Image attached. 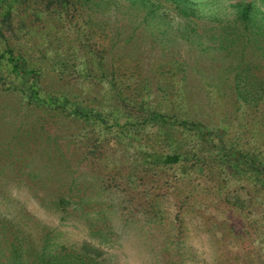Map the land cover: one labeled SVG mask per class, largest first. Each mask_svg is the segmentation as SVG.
Returning a JSON list of instances; mask_svg holds the SVG:
<instances>
[{
	"label": "rangeland",
	"instance_id": "1",
	"mask_svg": "<svg viewBox=\"0 0 264 264\" xmlns=\"http://www.w3.org/2000/svg\"><path fill=\"white\" fill-rule=\"evenodd\" d=\"M113 1L93 12L88 43L106 57L105 81L113 84L116 92L108 83L101 86L90 81L93 89H89L88 95L94 98V104L102 105L104 112L112 109V119L121 124L127 122L124 132L120 133L115 125L109 130H100L98 126L81 128L77 122L25 108L16 112L11 109L18 108V99L3 92L0 93V141L10 140L3 152L11 154L1 155L0 160L11 161V155L21 146L10 137L14 126L22 124L20 143L26 123L44 118L52 136L71 138L69 143L61 144V159L66 161L60 168L64 174L68 171L76 176L78 196L88 192L94 196L101 187L106 188L104 199L91 202L90 210L94 217L103 218L106 230L112 229L111 239L118 246L109 251L115 253L119 264H150L147 262L151 256L145 247L149 242L161 241L169 245L167 264H207L205 257L214 264H258L259 260L262 263L264 251L254 222L255 216L264 212V206L257 205L263 201L262 194L255 191L247 171L232 174L220 158L214 165L204 161L211 155L202 142V133L205 134L208 125L216 127L224 144L234 140L237 156L254 147L264 161V99L253 98L250 93L245 104L237 100L235 90H231L237 78L233 77L234 70L220 69L224 64L230 65L231 57H218L210 49L219 41L208 38L211 32L208 27L216 24L206 17L198 20L190 16L186 22L172 9L156 21H144L142 11L130 0ZM246 2L257 12L256 19L260 12L264 13V0H218V7L225 10L223 22L228 25L225 29L235 40L232 47L239 49L245 44V59L258 53L257 48L250 49L255 46V34L251 35L256 29L250 24L246 27L233 14L236 3ZM210 6L216 9L215 3ZM260 23L264 24V20ZM194 24L195 33L189 34ZM219 30L216 27L212 31ZM191 36L201 41L203 50L195 49L189 42ZM249 72L255 89L264 87L263 65H253ZM92 73H96L95 69ZM70 75L60 82L49 75L45 80L55 87L76 91V72ZM117 106L119 111L114 109ZM151 112L161 113L170 123L175 118L187 117L200 123L204 130L198 132L176 125L164 129L153 122L144 124L142 119ZM85 130L87 134L82 135ZM58 142L62 143L59 139ZM169 146L189 152L183 169L182 161L170 168L151 162L153 153L164 154ZM241 159L244 160L243 156L237 160ZM2 172L7 174L8 169ZM6 177L10 178L0 185V193L5 191L11 204L15 201L23 205L33 219L49 228L65 230L64 237L68 240L82 238L85 224L77 214L82 208L88 210L84 205L73 210L72 214H76L73 219L59 222L57 215L37 205L31 196L33 190L21 186L26 181L25 175ZM84 185L86 189L82 191ZM7 208L12 209L9 202H0V210ZM94 227H99L98 221ZM202 233L210 237L211 247L201 241V248L194 249L191 242ZM251 240L256 241L253 250L244 248Z\"/></svg>",
	"mask_w": 264,
	"mask_h": 264
},
{
	"label": "trees",
	"instance_id": "2",
	"mask_svg": "<svg viewBox=\"0 0 264 264\" xmlns=\"http://www.w3.org/2000/svg\"><path fill=\"white\" fill-rule=\"evenodd\" d=\"M113 2V0H0V93L4 92L18 99L16 104L18 108L11 110L17 112L25 108L50 116L63 117L66 121L77 122L81 128L98 126L100 130H109L115 125L120 133L124 132L123 127L127 122L121 124L112 119L110 117L112 109L104 112L102 105L94 104V98L88 95L89 89L91 87L93 89L90 81L92 83L95 81L101 86L104 83L110 84L105 81L108 76L106 57L102 55V51L91 47L88 37L93 24L91 20L93 12ZM130 2L142 11L144 21L148 19L156 21L158 17L173 9L186 22L190 21V16H195L198 20L206 17L215 23V26L208 27L211 31L208 38L217 39L219 44L215 47L210 46V49L218 57H231L230 65L224 64L220 69L230 67L234 70L233 77L237 78L231 90H235L237 100L245 104L249 101L247 94L250 93L253 98L264 99V87L255 89L257 86L250 82L252 73L249 72V68L259 63L264 67V24L260 23L264 20V13L260 12L256 19L257 12L252 9L251 3H236V10L233 13L236 19L244 21L246 27L250 24L256 29L251 35L255 34L253 38L255 46H250V49L255 47L258 53L245 59V44L239 49L232 47L235 40L230 37L231 32L225 29L228 26L223 22L225 10L218 7V0H130ZM214 3L215 10L210 6ZM229 26L232 28L233 24ZM216 27L220 29L218 33L212 31ZM193 33L195 24L189 28V34ZM191 37L189 42L196 46V50H200L201 41ZM260 38H263V41ZM93 69L96 71L95 74L92 73ZM73 72H76L78 78L76 91L73 88L55 87L45 80L49 75L59 81L71 76ZM110 86L114 90L115 86L113 84ZM262 101L264 104V100ZM114 109L119 111L120 106ZM142 121L144 124L153 122L161 128L165 127L164 129L176 125L183 129H196L198 132L204 130L200 123L187 117L175 118L174 123H170L158 112L146 114ZM21 125L20 123L14 126L10 136L21 146L11 155L13 157L11 161L0 160V185L5 184L4 181L10 178L6 176L25 175L26 181H20L21 186L33 190L31 196L37 205L47 213L57 215L59 222L73 219L76 214L72 212L80 205H84L88 210L82 208L77 214L85 224L82 238L68 240L64 237L65 230L58 227L49 228L33 219L32 214L26 212L23 205H18L15 201L11 204L6 192H1L0 202H9L12 209L0 210V264H119L115 253L109 251L110 248L118 246L115 239H111L112 229L106 230L102 224L103 218L94 217L90 210L91 202L98 203L104 199L106 188L101 187L94 196L88 192L79 197L76 176L68 174V171L64 174V170L60 168L63 161L64 163L66 161L61 159V144L69 143L71 138L68 135L52 136L48 122L44 118L43 120L34 118L26 123V128L23 129L24 139L19 143ZM216 130V127L208 125L207 131L204 130L205 134L202 133L204 136L202 142L211 155V158H204V161L214 165L217 158H220L223 164L230 168L232 174L234 172L244 174L247 171L248 176L252 177L255 191L261 192L263 197V201L257 205L264 206V161L260 159L261 155L253 147L250 151L245 149L242 155L237 156L234 140L224 144ZM86 132L88 131H83L82 135H86ZM87 136L84 139L86 143L89 138ZM58 139L62 143L58 142ZM162 140L159 141L161 144L164 143ZM9 142L10 140L0 141V156L11 154L3 152L8 149L6 146ZM34 145L38 147L31 149L30 146ZM35 153L39 156L33 158ZM188 154V151H179L176 146H169L164 154L153 153L151 162L170 168L180 161L181 165L185 164L183 161L187 160ZM242 156L244 160H237ZM217 168L223 169L221 166ZM4 169H8L7 174L2 172ZM85 189L84 185L82 191ZM234 204L237 205V202ZM254 219L258 230L256 236L259 235L261 250L264 251L262 237L264 212H260ZM97 221L99 227H94ZM253 242L256 244V241L251 240L250 245H244V248L253 250ZM168 246L166 241L147 243V247H144L151 256L148 257L147 263L167 264ZM156 256H159L160 260L155 259ZM258 264H264V261L261 263L259 260Z\"/></svg>",
	"mask_w": 264,
	"mask_h": 264
},
{
	"label": "clouds",
	"instance_id": "3",
	"mask_svg": "<svg viewBox=\"0 0 264 264\" xmlns=\"http://www.w3.org/2000/svg\"><path fill=\"white\" fill-rule=\"evenodd\" d=\"M201 241H203V245L206 247H211V240L207 233H202L200 237H198L196 240H193L191 242L192 247L194 249H200L201 248ZM207 260V264H214V261L212 259H209L205 257Z\"/></svg>",
	"mask_w": 264,
	"mask_h": 264
}]
</instances>
